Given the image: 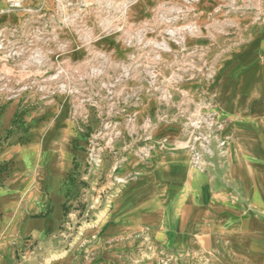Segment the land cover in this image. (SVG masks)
<instances>
[{"label": "rangeland", "instance_id": "1", "mask_svg": "<svg viewBox=\"0 0 264 264\" xmlns=\"http://www.w3.org/2000/svg\"><path fill=\"white\" fill-rule=\"evenodd\" d=\"M217 1L218 9L202 12L198 0H0V102L19 100L24 123L32 109L67 99L83 136L72 147L84 198L41 264H211L190 239L177 248L147 228L114 232L120 221L112 207L137 176L124 173L130 158L186 152L198 177L217 156V140L226 137L209 87L244 41L227 21L236 0ZM209 119L222 128L215 135ZM168 126L180 137L157 136Z\"/></svg>", "mask_w": 264, "mask_h": 264}, {"label": "crops", "instance_id": "2", "mask_svg": "<svg viewBox=\"0 0 264 264\" xmlns=\"http://www.w3.org/2000/svg\"><path fill=\"white\" fill-rule=\"evenodd\" d=\"M259 2L232 5L227 21L244 41L222 61L209 87L224 120L225 158L209 156L198 177L186 152L155 151L147 163L130 158L124 173L137 176L114 201L112 218L120 221L114 232L147 228L149 237L173 239L177 248L190 239L211 264H264V0ZM218 3L198 0L197 9L216 10ZM19 103L0 102V264H41L64 239L84 198L83 164L72 147L83 136L70 120L74 104L67 99L32 109L24 123L17 119ZM156 134L180 137L171 126Z\"/></svg>", "mask_w": 264, "mask_h": 264}, {"label": "built area", "instance_id": "3", "mask_svg": "<svg viewBox=\"0 0 264 264\" xmlns=\"http://www.w3.org/2000/svg\"><path fill=\"white\" fill-rule=\"evenodd\" d=\"M193 125V124H192ZM206 126L208 127V128H212V130H211V132H213L212 134L213 135H215V133L216 132H218L219 131V129H220V131H221V127H217L216 129H215V125L213 124V122H212V119H209L207 122H206ZM203 138H204V140L205 141H207L208 143H210L213 139L210 137V135L209 136H203ZM227 138H221V137H219V139L217 140L218 141V147H217V156H218V158L219 159H224L225 158V156H226V145H227V140H226ZM196 159H198V158H196ZM202 170H203V168H202Z\"/></svg>", "mask_w": 264, "mask_h": 264}]
</instances>
